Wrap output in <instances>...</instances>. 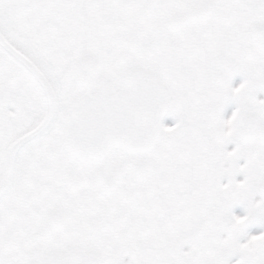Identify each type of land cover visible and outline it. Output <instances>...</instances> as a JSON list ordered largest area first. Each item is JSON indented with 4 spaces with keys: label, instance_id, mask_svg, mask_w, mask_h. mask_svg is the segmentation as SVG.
Masks as SVG:
<instances>
[{
    "label": "snow or ice",
    "instance_id": "obj_1",
    "mask_svg": "<svg viewBox=\"0 0 264 264\" xmlns=\"http://www.w3.org/2000/svg\"><path fill=\"white\" fill-rule=\"evenodd\" d=\"M0 264H264V0H0Z\"/></svg>",
    "mask_w": 264,
    "mask_h": 264
},
{
    "label": "rangeland",
    "instance_id": "obj_2",
    "mask_svg": "<svg viewBox=\"0 0 264 264\" xmlns=\"http://www.w3.org/2000/svg\"><path fill=\"white\" fill-rule=\"evenodd\" d=\"M65 19L68 26H75L77 24V21L70 15L66 14ZM81 20L83 21V24L81 25V39H88L90 38L93 42H95L97 38V33L95 31L94 25L95 21L92 16L89 15H81ZM88 29V31L85 33L83 30Z\"/></svg>",
    "mask_w": 264,
    "mask_h": 264
},
{
    "label": "flooded vegetation",
    "instance_id": "obj_3",
    "mask_svg": "<svg viewBox=\"0 0 264 264\" xmlns=\"http://www.w3.org/2000/svg\"><path fill=\"white\" fill-rule=\"evenodd\" d=\"M65 18H66L65 15H63L62 17H60V23L63 24V25H65V26H68Z\"/></svg>",
    "mask_w": 264,
    "mask_h": 264
}]
</instances>
